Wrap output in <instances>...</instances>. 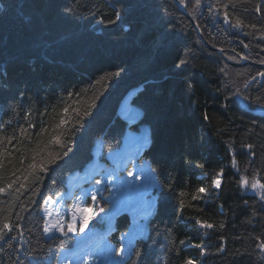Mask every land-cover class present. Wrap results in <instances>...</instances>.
I'll return each mask as SVG.
<instances>
[{
  "label": "trees",
  "instance_id": "trees-1",
  "mask_svg": "<svg viewBox=\"0 0 264 264\" xmlns=\"http://www.w3.org/2000/svg\"><path fill=\"white\" fill-rule=\"evenodd\" d=\"M196 4L184 0L187 15L174 0H0V223L17 237L0 243V264H59L72 253V234L45 236L42 201L63 195L95 156L108 164L142 126L138 159L159 185L146 236L133 241L144 264H264V201L242 183H264V69L241 65H264V0ZM224 4L242 28L223 23ZM128 94L141 114L130 125L119 114ZM131 224L129 212L115 216L116 250Z\"/></svg>",
  "mask_w": 264,
  "mask_h": 264
},
{
  "label": "rangeland",
  "instance_id": "rangeland-1",
  "mask_svg": "<svg viewBox=\"0 0 264 264\" xmlns=\"http://www.w3.org/2000/svg\"><path fill=\"white\" fill-rule=\"evenodd\" d=\"M129 94L125 97L122 102L123 104L121 105V114L129 121H137L140 116V112L128 103ZM133 114L135 115L134 119L131 118ZM145 134H147L148 136V130L144 126L141 127V131L139 133L130 132L127 136V139L124 141L123 148L114 150L109 153V163L105 164L103 162H97L96 167H94V169L92 170V173L86 178H84L90 181V184L94 182L95 179H102L106 177L109 172H112L118 178L122 176L123 179L129 184H134L137 186L136 191L129 195L123 188H121L119 179H117L113 183L110 191H104V187H107L106 183L105 185H98V189L103 194H107L112 197H116L120 194H122L123 196H120V198H116L118 200L117 202L120 203V206L117 207V202L115 206H111V209L113 210L108 211L110 216L101 214V216L105 220L106 226L104 234H102L99 226L97 225L101 221H103V219L97 217L96 220H93L89 224V227L85 230L84 233L75 236L76 244L70 252L73 253L79 249H84V254H87L88 250L92 253H97L96 255L90 258L91 264H104L105 262H114L116 264L117 262H119V264H124L126 257L129 255L128 246L125 245L127 243V237L122 241V244L125 247L124 261H121V258L116 255V248L111 245L107 240L108 229L112 227V220L119 213L127 211L132 216V225L128 232L129 234H132L137 231L140 225H142L143 233L139 236H146L147 220L142 221L140 220V218L141 216L146 215V219H148L151 216L150 213L154 208L155 198L146 197L143 191V189L146 190L143 182L150 183V187L156 189L158 188V183L148 163L144 161L141 162L138 159L140 152L144 149L147 144L143 143V137L145 136ZM91 166H93V164ZM128 171H133L136 173H140L142 171V177L140 179H135L134 177L130 178L127 176ZM68 180L71 181L70 184L75 183L77 180H79L78 173H73L68 178ZM78 187V191H86L85 187H81V184ZM142 195H144L145 199H142ZM77 196L78 195H75L74 197L70 196L71 198H73L67 200L65 199V196L63 194L57 199L53 200V202L50 203L48 206L51 215H48L43 211V215L45 216L46 221L60 219L65 224L72 222L74 209L83 207L86 203L90 202V198L88 197L76 200ZM148 214L150 216H148ZM76 215L78 216L79 212H76ZM45 234L47 238L60 235L59 232H55L52 235H49L47 233ZM100 251L110 253V255H105L103 258H101V256L98 254ZM72 253L63 252L61 254L59 264H64L65 257H71ZM72 264H84V261L73 258Z\"/></svg>",
  "mask_w": 264,
  "mask_h": 264
},
{
  "label": "snow or ice",
  "instance_id": "snow-or-ice-1",
  "mask_svg": "<svg viewBox=\"0 0 264 264\" xmlns=\"http://www.w3.org/2000/svg\"><path fill=\"white\" fill-rule=\"evenodd\" d=\"M216 2H217V4H219L220 0H216ZM232 2H233V0H229V3H232ZM180 3L184 4V0H180ZM196 6L197 7L200 6V0H197ZM222 6L225 9V11L223 12V23L230 24V26L234 29L242 28L244 26L242 20L237 19L235 21V23H232L230 21L228 4H224ZM69 11H71V9H69ZM218 11H219V9H217V12ZM256 11L259 12L260 8L257 7ZM120 19H121V12L116 10L115 11V19L109 20L108 23L113 24L116 21H119ZM101 22L103 23V21H101ZM249 26L253 27V28L255 27V25H249ZM244 47L247 48L248 45L245 44ZM221 51H223V49H221ZM261 62L264 63V61H261ZM186 63H187V61H185L184 59H179L176 66L178 68L183 67ZM259 75L261 77H264V72L259 73ZM253 79H255V77H253ZM188 87L193 88L194 85L189 83ZM245 87H247V85H245ZM15 107H16L15 105H12L13 111H15ZM65 111L67 112V109H65ZM131 118L134 119L135 115L133 114ZM62 123H65V122L62 121ZM2 126L3 125L0 124V127H2ZM147 142H148V136H147V134H145V136L143 137V143H147ZM246 147L248 149H251L253 146L251 144H249V145H246ZM235 165H236V162L234 160L233 166L235 167ZM37 167L38 166L35 162H33L29 165V168L33 169V170H36ZM201 167H203V165H201ZM39 171L41 173H47L49 171V169L47 167H45L43 164H41L39 166ZM151 171L156 172V169H151ZM223 175H224L223 172L217 173L216 177L212 181V186L214 188L218 189L221 187ZM127 176L130 178L134 177L135 179H140L142 177V171L140 173L128 171ZM117 179H119V181H120L121 188H123L129 195H131V193L136 191V188H137L136 185L129 184L127 181H125L123 179L122 176L118 178L112 172H109L107 174V176L102 178V179H95L94 184L95 185H105V183H106L107 187H104V191H110L111 186L113 185V183ZM39 181H40V178L34 176L33 182L38 184ZM242 183L246 188L250 187L254 191L258 190L260 193V197H259L260 200L264 201V183H260L259 180H254L253 182L249 183V180L247 178H244ZM8 187H11V184H9ZM20 187L23 188L24 185L21 184ZM141 187H142V185H141ZM98 191H99V189H97L96 191H92L90 193L89 192L84 193L85 197L90 198V202L86 203L85 206H83V207L74 209L72 222L65 224L60 219L48 220L44 224L43 231L49 235H52L55 232H59V234L61 236H64V237H68L70 233L72 234V236H78V235L84 233L85 230L89 227V224L93 220H96L97 217H100L101 219H103L101 214L106 215L107 211L113 210L111 208L106 210V208L101 203V200H103V202L108 204V205H112L113 202L108 197L98 198V196H97ZM198 191H199V193H205L206 194L207 190L204 187H201L198 189ZM4 192H5V188H0V193H4ZM33 192L35 194V189H33ZM193 198L196 199L198 197H193ZM77 199L79 200L81 198L77 197ZM52 202H53L52 196H49V197H47V199H44L42 201V204H43L42 210L48 215H51L48 206ZM76 212H79L78 216L76 215ZM200 226L202 228H205V229H211L213 227V225L210 223H203ZM13 232H14V226L8 220H5L4 222L0 223V243H7L8 247L11 248L12 244L8 243V242L11 240L17 239L16 236L12 235ZM142 233H143V226L140 225L139 229L137 231H135L134 233H132V234L125 233L123 236L120 237V239L122 241L125 239V237H127V246H128V251H129L128 259L126 261H124L125 247L123 244H121V246L116 251V255L121 258V261H124V264H144V260L142 259V256H143L142 252L140 250H138L136 248L135 244L133 243V241L136 239V237L139 235H142ZM21 235H22V233H21ZM181 243H183V242H181ZM109 247H111V246H109ZM195 247L200 248L202 250L204 248V246L202 244H196ZM259 247L261 250H264V242H261ZM61 251H63V249H61ZM84 251H85L84 249H79V250L73 252L71 257H65L64 264H72L73 258L84 261V264H91L90 258L93 257L94 255H96L97 253L84 254ZM98 254L101 256V258H103L105 255H110V253H105L104 251H100ZM117 264H119V262H117ZM185 264H196V262L192 259H188V260H186Z\"/></svg>",
  "mask_w": 264,
  "mask_h": 264
},
{
  "label": "bare ground",
  "instance_id": "bare-ground-1",
  "mask_svg": "<svg viewBox=\"0 0 264 264\" xmlns=\"http://www.w3.org/2000/svg\"><path fill=\"white\" fill-rule=\"evenodd\" d=\"M129 121V120H128ZM131 124V121H129V125ZM125 139H127V136L125 137ZM98 150V149H97ZM97 153V152H96ZM94 159H97V156H95V158ZM94 162V161H93ZM93 162L89 165V166H87V168L84 170V173L85 174H91L92 173V170H93V168L92 167H94V165L93 166H91L92 164H93ZM98 161H96V163H97ZM89 182L90 181H88V180H86V179H81V186H83V187H85V189H87V191L90 193V192H92V191H96L97 189H98V187H95L92 183H90L89 184ZM158 188H159V186H158ZM76 190H78L77 188H76ZM97 196H100V197H108L109 199H111L112 200V205H110L108 208H106V210H108L109 208H112L111 206H115L116 205V202L118 201L115 197H112V196H110V195H107V194H103V193H101L100 192V190L97 192ZM142 199H145V197H144V195H142ZM76 201V200H75ZM101 201H103V200H101ZM117 207L118 206H120L119 204L120 203H118L117 202ZM155 204V203H154ZM152 214V212L150 213V215ZM107 216L109 215L110 216V214H109V212L107 211V214H106ZM114 219H115V217H114ZM114 219L112 220V224H111V226H113V224H114ZM147 222H148V220H147ZM105 220L103 219V221H101L98 225H99V228H100V230H101V232H102V234H104L105 233V230H106V226H105ZM103 225V226H102ZM132 225V224H131ZM131 225H130V227H131ZM112 227H110L109 229H108V232H109V230L111 229ZM129 230H130V228H129ZM129 230H128V232H129ZM107 232V233H108ZM128 232H126V233H128ZM125 234V233H124ZM123 234V235H124ZM122 235V236H123ZM125 239H126V237H125ZM122 241V240H121ZM126 246H127V243L125 244Z\"/></svg>",
  "mask_w": 264,
  "mask_h": 264
},
{
  "label": "water",
  "instance_id": "water-1",
  "mask_svg": "<svg viewBox=\"0 0 264 264\" xmlns=\"http://www.w3.org/2000/svg\"><path fill=\"white\" fill-rule=\"evenodd\" d=\"M174 1L176 2V4L178 5V7H179L183 12H185L187 15H189L188 12H187V7H186L184 4H181L179 0H174ZM198 33H199L200 38L203 40V42H204V44L206 45L207 48H209V49H211V50H213V51H215V52H217V53L223 55V57L225 58V60H226L227 62L231 63V61H229V59L223 54V52H222L221 50H218V49L212 47L211 45H209V44L206 42V40L203 38L202 33H201V31H200L199 28H198ZM243 64H252V65H255L256 67H258V68H260V69H264V65L253 64V63H250V62L247 61V60H243V62L241 63V65H243Z\"/></svg>",
  "mask_w": 264,
  "mask_h": 264
},
{
  "label": "built area",
  "instance_id": "built-area-1",
  "mask_svg": "<svg viewBox=\"0 0 264 264\" xmlns=\"http://www.w3.org/2000/svg\"><path fill=\"white\" fill-rule=\"evenodd\" d=\"M146 188V187H145ZM144 193H145V190L143 189Z\"/></svg>",
  "mask_w": 264,
  "mask_h": 264
}]
</instances>
